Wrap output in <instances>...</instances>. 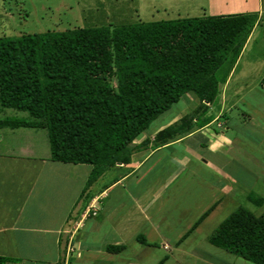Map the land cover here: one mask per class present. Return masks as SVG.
I'll use <instances>...</instances> for the list:
<instances>
[{
  "label": "crops",
  "instance_id": "obj_1",
  "mask_svg": "<svg viewBox=\"0 0 264 264\" xmlns=\"http://www.w3.org/2000/svg\"><path fill=\"white\" fill-rule=\"evenodd\" d=\"M219 1L209 15L257 21L217 104L205 103L189 132L155 146L158 132L197 112V97L186 94L137 138L134 146H143L129 164L84 194L91 166L54 162L45 126L14 124L42 119L0 101V256L7 264H254L208 237L244 198L264 199V54L245 58L264 28V0Z\"/></svg>",
  "mask_w": 264,
  "mask_h": 264
},
{
  "label": "trees",
  "instance_id": "obj_2",
  "mask_svg": "<svg viewBox=\"0 0 264 264\" xmlns=\"http://www.w3.org/2000/svg\"><path fill=\"white\" fill-rule=\"evenodd\" d=\"M256 21L254 14L208 15L0 37V101L42 119L14 124L45 126L54 162L91 166L84 194L129 164L137 138L188 93L197 112L158 132L154 145L195 126L193 116L217 101ZM250 201L264 205L260 197ZM208 241L264 264V213L240 206ZM10 260L0 256V264Z\"/></svg>",
  "mask_w": 264,
  "mask_h": 264
},
{
  "label": "rangeland",
  "instance_id": "obj_3",
  "mask_svg": "<svg viewBox=\"0 0 264 264\" xmlns=\"http://www.w3.org/2000/svg\"><path fill=\"white\" fill-rule=\"evenodd\" d=\"M212 1L0 0V37L19 36L24 33H43L49 30L65 31L76 28H97L208 16L211 14ZM220 3L219 0H214L213 8L217 9L216 7ZM222 11L227 12L228 8L222 9ZM261 39H264V28L260 27L249 45L245 58L264 54V45L260 43ZM141 146L143 145H135L134 151ZM251 168L257 170L255 166ZM240 202L238 207L244 206L256 215L264 213V205L257 207L247 202L245 198ZM233 211L226 213L222 221Z\"/></svg>",
  "mask_w": 264,
  "mask_h": 264
}]
</instances>
